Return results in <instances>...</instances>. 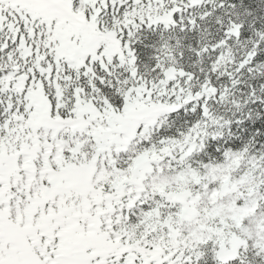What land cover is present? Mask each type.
<instances>
[{
  "label": "snow or ice",
  "instance_id": "obj_1",
  "mask_svg": "<svg viewBox=\"0 0 264 264\" xmlns=\"http://www.w3.org/2000/svg\"><path fill=\"white\" fill-rule=\"evenodd\" d=\"M0 264H264V0H0Z\"/></svg>",
  "mask_w": 264,
  "mask_h": 264
}]
</instances>
